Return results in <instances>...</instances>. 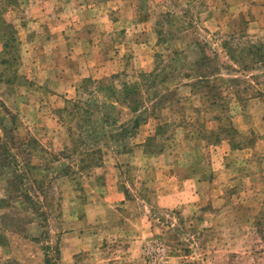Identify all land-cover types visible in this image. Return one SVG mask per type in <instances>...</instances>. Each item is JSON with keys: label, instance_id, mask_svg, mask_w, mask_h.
Here are the masks:
<instances>
[{"label": "rangeland", "instance_id": "374dc122", "mask_svg": "<svg viewBox=\"0 0 264 264\" xmlns=\"http://www.w3.org/2000/svg\"><path fill=\"white\" fill-rule=\"evenodd\" d=\"M0 264H264V0H0Z\"/></svg>", "mask_w": 264, "mask_h": 264}]
</instances>
